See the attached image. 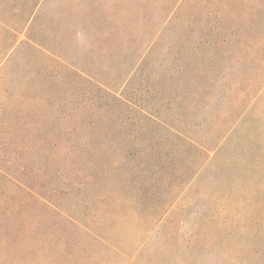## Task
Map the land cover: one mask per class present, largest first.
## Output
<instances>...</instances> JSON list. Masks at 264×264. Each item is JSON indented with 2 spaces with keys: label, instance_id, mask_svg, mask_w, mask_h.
Listing matches in <instances>:
<instances>
[{
  "label": "rangeland",
  "instance_id": "rangeland-1",
  "mask_svg": "<svg viewBox=\"0 0 264 264\" xmlns=\"http://www.w3.org/2000/svg\"><path fill=\"white\" fill-rule=\"evenodd\" d=\"M0 264H264V0H0Z\"/></svg>",
  "mask_w": 264,
  "mask_h": 264
}]
</instances>
